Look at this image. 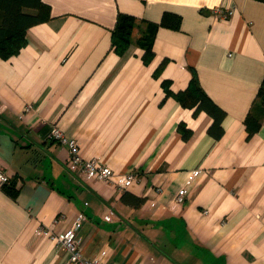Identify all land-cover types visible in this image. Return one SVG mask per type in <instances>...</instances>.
<instances>
[{
    "label": "crops",
    "instance_id": "obj_1",
    "mask_svg": "<svg viewBox=\"0 0 264 264\" xmlns=\"http://www.w3.org/2000/svg\"><path fill=\"white\" fill-rule=\"evenodd\" d=\"M43 1L50 19L0 57V162L17 188H0V264H71L55 236L81 212L83 254L106 250L103 264H264V115L251 136L244 122L264 77V2ZM220 6L231 7L228 18L215 14ZM166 11L181 16L180 28L159 26L147 64L139 39ZM119 13L136 18L123 54L112 45ZM194 71L226 111L219 138L207 112L162 86L185 89ZM54 124L110 166L113 182L71 172ZM128 172L138 177L120 188L114 179ZM125 192L145 200L132 206Z\"/></svg>",
    "mask_w": 264,
    "mask_h": 264
},
{
    "label": "trees",
    "instance_id": "obj_2",
    "mask_svg": "<svg viewBox=\"0 0 264 264\" xmlns=\"http://www.w3.org/2000/svg\"><path fill=\"white\" fill-rule=\"evenodd\" d=\"M263 1L264 0H259ZM51 17L50 5L43 0H0V57L9 58L17 54L27 43V29L35 24L44 22ZM181 16L175 12L166 11L160 22H149L148 27L139 39L140 45L144 48L143 61L150 63L155 56L153 50L155 35L159 26L172 29H179ZM136 22L135 16L127 13H119L115 27L112 29V45L115 51L123 54L130 45L131 34ZM166 59L156 68L155 76H158ZM162 86L166 95L174 96L184 107L194 108V113L207 112L213 119L208 131L219 138L224 129L222 126L226 111L219 106L203 89L199 78L194 71L185 89L174 92L171 89L169 80H163ZM264 115V77L251 106L249 113L244 120L248 135L251 136L261 126ZM178 129L184 138H188L191 131L180 123ZM12 196H16L17 188L14 181L3 187ZM122 200L132 206L139 207L145 198L125 192Z\"/></svg>",
    "mask_w": 264,
    "mask_h": 264
},
{
    "label": "built area",
    "instance_id": "obj_3",
    "mask_svg": "<svg viewBox=\"0 0 264 264\" xmlns=\"http://www.w3.org/2000/svg\"><path fill=\"white\" fill-rule=\"evenodd\" d=\"M220 18H228L231 13V7H218L214 10ZM30 107V106H29ZM50 137L60 144L66 146L69 151L68 169L83 181L98 180L104 183L113 182L114 171L102 159L98 157L86 158L82 154L81 143L78 139L68 137L56 124L52 126ZM200 170L191 172L186 180V185L179 189L176 201L182 204L185 199L188 187L194 182ZM137 175L132 172L119 174L114 179L116 185L120 188L129 187L136 179ZM11 176L0 162V188L11 184ZM86 215L81 212L78 214L74 223L66 228L61 234L55 236L60 247L67 252L69 263L71 264H103V250L99 256L87 257L83 254L81 242L82 237L79 234V228ZM110 218V216H106ZM48 233L47 230H43ZM54 237V236H53Z\"/></svg>",
    "mask_w": 264,
    "mask_h": 264
},
{
    "label": "rangeland",
    "instance_id": "obj_4",
    "mask_svg": "<svg viewBox=\"0 0 264 264\" xmlns=\"http://www.w3.org/2000/svg\"><path fill=\"white\" fill-rule=\"evenodd\" d=\"M60 246V245H59Z\"/></svg>",
    "mask_w": 264,
    "mask_h": 264
}]
</instances>
